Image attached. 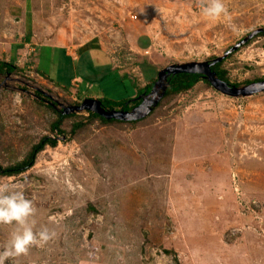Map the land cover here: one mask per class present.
<instances>
[{"label":"rangeland","instance_id":"1","mask_svg":"<svg viewBox=\"0 0 264 264\" xmlns=\"http://www.w3.org/2000/svg\"><path fill=\"white\" fill-rule=\"evenodd\" d=\"M203 2L0 0V62L14 67L0 69V164L57 140L0 176L33 201L35 228L56 233L5 264H264V89L232 97L200 80L141 120L62 113L134 98L160 69L222 57L264 28V0H223L236 31ZM222 68L229 84L264 82V33ZM56 112L69 115L59 130ZM15 230L0 224V251Z\"/></svg>","mask_w":264,"mask_h":264},{"label":"water","instance_id":"2","mask_svg":"<svg viewBox=\"0 0 264 264\" xmlns=\"http://www.w3.org/2000/svg\"><path fill=\"white\" fill-rule=\"evenodd\" d=\"M264 32V28L260 27L254 33L240 41L237 45L233 46L225 55L222 57H216L210 61H190V62H178L170 64L163 69H160L156 80L153 82L151 90L140 94L138 97L141 101L135 104L133 107L126 108H109L103 104V101L99 98H85L80 104L72 105L62 110L63 114H70L80 111H92L107 120H141L144 117L149 116L152 111L158 106L166 91L169 87L170 76L178 73H199L202 74L216 89L225 92L232 97L250 96L259 90L264 89V82H253L248 85H232L222 80L212 70V66L218 62H221L227 57L232 51L238 48L240 45L246 43L257 33ZM55 107L56 102L51 101Z\"/></svg>","mask_w":264,"mask_h":264},{"label":"clouds","instance_id":"3","mask_svg":"<svg viewBox=\"0 0 264 264\" xmlns=\"http://www.w3.org/2000/svg\"><path fill=\"white\" fill-rule=\"evenodd\" d=\"M201 13L212 20L222 18L233 31L237 30L231 23L230 10L223 0H204ZM35 211L33 201L26 198L21 188L14 184H0V224L16 225V230L11 234L3 251H0V264H5L9 258L26 255L33 246L43 247L55 237L56 233L46 226L35 228Z\"/></svg>","mask_w":264,"mask_h":264},{"label":"trees","instance_id":"4","mask_svg":"<svg viewBox=\"0 0 264 264\" xmlns=\"http://www.w3.org/2000/svg\"><path fill=\"white\" fill-rule=\"evenodd\" d=\"M261 33H264V32H261ZM223 61L218 62L215 65H213L212 70L217 74V76L219 78H221L222 80L229 83V79L226 76L227 71L224 68H222ZM12 66L13 65H10V63L0 62V69H3V67H6L9 71H12L14 68ZM169 79H170V83H169V87L166 91L165 98L176 96L180 92H182L184 90L186 91L187 89L192 88L200 80L205 81L207 84H211L207 78H205L202 74H199V73L182 72V73H178L176 75H171ZM155 80H156V78H152L150 80V83L147 84L143 89L140 90L139 94H141L142 91L147 92L149 89H151L153 86V82ZM40 92H37L36 95L39 98L43 99L44 97H42V93H40ZM139 94H137L134 98H131V99H121L119 97V99L114 100V99H107L104 97V98H102V101H103V104L109 108L119 107V108L128 109L130 106V103L138 104L141 101L140 100L141 98L138 97ZM49 99L50 98L48 97L47 102L50 104L48 106H51L50 108L55 107L52 103H50L51 99L50 100ZM158 106H160V104ZM153 112H154V110L152 111V113L150 115H152ZM56 113L58 115V118H57V121L53 124V128H56L57 130H59L60 122L62 121L63 118H65L69 115H63L60 112H56ZM96 119H99L105 123L118 121L116 119L107 120V119L103 118L101 115H99L95 112L89 111V114L86 117V120H88V122H92ZM83 126H84V123L81 120L79 122L74 123L72 130H73V132H75L77 129H79ZM48 145L56 146L57 145L56 138H52L50 136H45V137L41 138V140L39 142H36L32 145L31 151L28 153V155L22 161L16 162L15 164L10 165V166H3L0 164V176H14V175H18V174H21V173L27 171L28 169H30L31 167L34 166L39 153L41 151H43L46 148V146H48ZM90 209H94V208L92 206H90ZM168 252H171V251L169 250ZM176 264H181L180 261H178V259H176Z\"/></svg>","mask_w":264,"mask_h":264},{"label":"crops","instance_id":"5","mask_svg":"<svg viewBox=\"0 0 264 264\" xmlns=\"http://www.w3.org/2000/svg\"><path fill=\"white\" fill-rule=\"evenodd\" d=\"M61 46H63V47H66L67 48V46H65V45H61ZM101 51V50H100ZM103 52V51H102ZM66 53L68 54V55H70V56H72V57H74V58H76V57H78L77 55H76V57L75 56H73V54L72 53H70V52H68V51H66ZM80 55V54H79ZM80 77L78 76V75H76L74 78H72V81L74 80V79H78V80H80L79 79ZM102 98H104V97H101V98H99V99H101L102 100ZM117 108V107H116Z\"/></svg>","mask_w":264,"mask_h":264},{"label":"flooded vegetation","instance_id":"6","mask_svg":"<svg viewBox=\"0 0 264 264\" xmlns=\"http://www.w3.org/2000/svg\"><path fill=\"white\" fill-rule=\"evenodd\" d=\"M149 90H150V89H149ZM149 90H148V91H149ZM148 91H147V92H148ZM41 93H42V92H41ZM141 94H142V93H141ZM139 95H140V94H139ZM140 100H141V99H140ZM134 105H135V104H133V103H130V106H129V108L133 107ZM129 108H128V109H129Z\"/></svg>","mask_w":264,"mask_h":264}]
</instances>
